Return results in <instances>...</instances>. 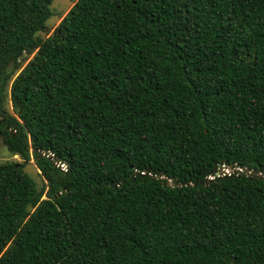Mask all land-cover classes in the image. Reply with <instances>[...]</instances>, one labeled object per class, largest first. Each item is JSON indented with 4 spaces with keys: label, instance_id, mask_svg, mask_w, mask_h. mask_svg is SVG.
<instances>
[{
    "label": "trees",
    "instance_id": "1",
    "mask_svg": "<svg viewBox=\"0 0 264 264\" xmlns=\"http://www.w3.org/2000/svg\"><path fill=\"white\" fill-rule=\"evenodd\" d=\"M51 2L0 0V264H264V0H75L41 37Z\"/></svg>",
    "mask_w": 264,
    "mask_h": 264
},
{
    "label": "rangeland",
    "instance_id": "2",
    "mask_svg": "<svg viewBox=\"0 0 264 264\" xmlns=\"http://www.w3.org/2000/svg\"><path fill=\"white\" fill-rule=\"evenodd\" d=\"M74 1L75 0H52L50 5L52 15L46 20L48 32L45 33L39 32L38 35L41 37H47L53 31L55 26L60 22L61 18L71 8ZM28 58H31V55ZM8 109L9 111H11L10 104H8ZM8 161L22 162L23 159L19 155H11L8 152L6 146L3 144L2 139L0 137V163H4ZM233 169L234 167L231 166L230 167L229 166L223 167L222 165L219 166V172H227ZM24 170L34 179L37 186L40 187L45 184L46 181L32 158L25 163ZM43 197L45 196L43 195Z\"/></svg>",
    "mask_w": 264,
    "mask_h": 264
},
{
    "label": "built area",
    "instance_id": "3",
    "mask_svg": "<svg viewBox=\"0 0 264 264\" xmlns=\"http://www.w3.org/2000/svg\"><path fill=\"white\" fill-rule=\"evenodd\" d=\"M62 166H63V164H61ZM220 165H222L223 167L224 166H229V165H226V164H224V163H222V164H220ZM219 165V166H220ZM219 166L218 167H216V169H215V172L213 173V175H211V176H209L210 178H213V177H218V176H220V175H225V174H230L231 172H234L235 170H242V168H240V167H234V166H231V167H234V169L233 170H231V171H227V172H219ZM229 166V167H230Z\"/></svg>",
    "mask_w": 264,
    "mask_h": 264
},
{
    "label": "water",
    "instance_id": "4",
    "mask_svg": "<svg viewBox=\"0 0 264 264\" xmlns=\"http://www.w3.org/2000/svg\"><path fill=\"white\" fill-rule=\"evenodd\" d=\"M24 54H25V53H24ZM24 54H23V55H24ZM23 55H22L20 58H22V57H23Z\"/></svg>",
    "mask_w": 264,
    "mask_h": 264
}]
</instances>
